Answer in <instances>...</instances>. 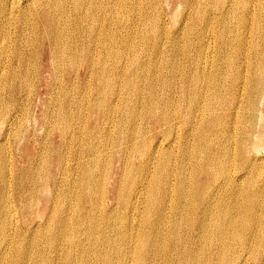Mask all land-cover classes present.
<instances>
[{"label": "bare ground", "instance_id": "obj_1", "mask_svg": "<svg viewBox=\"0 0 264 264\" xmlns=\"http://www.w3.org/2000/svg\"><path fill=\"white\" fill-rule=\"evenodd\" d=\"M153 2L0 0V121L12 128L0 139V264H250L247 246L264 264V157L256 155L264 0H183L174 36ZM151 33L154 51L167 47L174 58L132 53L134 78L116 91L131 66L107 71L94 45L103 38V57L119 59ZM38 58L81 66L62 69L58 98L47 84L42 113L52 129L36 156L37 117L21 127L31 128L27 137L16 128L33 120L32 90L26 102L22 94L47 70ZM87 76L97 84L81 100L73 85ZM155 88L161 114L148 117Z\"/></svg>", "mask_w": 264, "mask_h": 264}, {"label": "rangeland", "instance_id": "obj_2", "mask_svg": "<svg viewBox=\"0 0 264 264\" xmlns=\"http://www.w3.org/2000/svg\"><path fill=\"white\" fill-rule=\"evenodd\" d=\"M150 1H154L153 3H155V5H157L158 6V9L160 10V16L162 17L161 19H163V20H161L162 21V23L164 24L165 22H168V24H169V27L171 28V36H174V35H176L177 33H176V31L178 30V22H180L181 20H182V18L184 17V15L187 13L186 12V5H185V3L183 2V0H150ZM19 2H20V7H23L25 4H26V2H28V0H19ZM24 3V4H23ZM161 3V4H160ZM33 5H35V4H33ZM40 6H41V4H39ZM163 6V7H162ZM160 7V8H159ZM19 8V7H18ZM162 8V9H161ZM181 9V10H180ZM186 9V10H185ZM159 10H158V12H159ZM166 11V12H165ZM177 11V12H176ZM101 13V12H100ZM163 13V14H162ZM185 13V14H184ZM165 14V15H164ZM176 14V15H175ZM179 14V15H178ZM166 15H167V17H166ZM175 15V16H174ZM178 15V16H177ZM181 16V17H180ZM15 19H16V21H15V24L13 25V27L15 26V25H19L18 23H20V21H22V19H21V17H20V15L18 14V11H16V14H15ZM167 18V19H166ZM176 19V20H175ZM18 20V21H17ZM176 23V24H175ZM162 24V25H163ZM175 24V25H174ZM99 24H97V26H98ZM12 27V30L14 31V28ZM99 27H102V26H99ZM170 36V37H171ZM167 37V36H166ZM168 38L169 37H167V38H163L162 40H161V42H162V44H164V43H168ZM140 39V40H139ZM102 41H101V43L98 45V44H95V45H97V46H95L94 44V47H98V49H99V51H98V54H96L97 55V59L99 58V57H101V58H99L100 60L102 59L103 61H106L107 63L105 64V65H107L108 66V68H107V66H106V68H107V71H114V72H119L120 70H121V68H126L128 65L129 66H131V67H129V68H131V69H129V72L127 73V74H122V73H120V75L118 76V77H120V78H118L117 79V81L115 82V90L116 91H118V90H120V88L121 89H123V91H125V88H122V87H124L123 85H122V81L121 80H123V78L125 77V78H129V77H133L135 74H133V72H134V68H135V66H133L132 67V64L130 63V61H131V58L132 57H134V55L136 54V55H139V52H140V57H142L143 56V58H145V54L149 51V53H150V55H152V56H154L153 58H155V60H157L158 58H159V56H161L160 57V59L159 60H161V58H162V60H164V57L165 58H168V57H170V58H174V57H172L171 55H167V54H170V51L168 50V48L167 47H164L165 48V50H164V48H162V50H161V52H159V54H158V52H156V51H154V47H153V45H154V39H153V36H152V33L151 34H149V38L147 39V41L146 42H143V41H141V38H139L138 36L137 37H135L134 38V41H135V45L137 46V47H135V50L132 52H128V54H126V53H124L121 57L123 58H125V60L124 59H122L121 57L119 58V59H114L113 57H111V56H108V57H106V56H104L103 57V53L100 51V48H99V46L101 47V48H103V44H102V42H103V38L101 39ZM166 40V41H165ZM165 41V42H164ZM151 42V43H150ZM146 45H145V44ZM142 44V45H141ZM144 44V45H143ZM145 46V47H144ZM148 46V47H147ZM139 47H140V49H139ZM143 48V50H142V48ZM153 48V49H152ZM96 49V48H95ZM147 49V50H146ZM150 49V50H149ZM145 50H146V52H145ZM97 51V50H96ZM136 51V52H135ZM144 54H143V53ZM97 53V52H96ZM134 55H133V54ZM142 53V54H141ZM156 53V54H155ZM164 54V55H163ZM130 55H132V56H130ZM155 56H157V57H155ZM127 57H130V59L129 58H127ZM113 58V59H112ZM4 59L5 58H3V61H4ZM127 59V60H126ZM108 60L110 61V62H108ZM123 60V61H122ZM130 60V61H129ZM40 61V62H39ZM114 61V62H113ZM116 61V62H115ZM121 61V62H120ZM129 61V62H128ZM54 64H53V63ZM63 62V63H62ZM71 62H74L75 63V61H71V60H65V61H55V60H53V61H51V59H45L44 60V62H43V58H38V59H36V63H38V65H40V66H43L44 64H46V67H47V70L46 71H44V72H42V73H39V74H37V76H35L36 78L34 79V80H36L35 82H34V85H33V87H31L30 88V86H29V84L26 82L25 83V86H24V92H23V96H22V102H23V100L26 102L27 101V96L29 95L28 93L32 90V93H31V95H33V101H34V110H33V112H32V117H31V119H33V120H30L29 122H26V123H23V122H21V124H18V125H20V127H18L17 126V128H16V130H17V133H19V134H21V133H23V135H25V137H27L28 136V134H29V131L31 130V128H29V130L27 131V130H25V126L28 124V123H31V122H33L34 121V117H37V130L34 132V137H31L30 139V144L32 145V152H34L33 154L34 155H36L37 156V153H38V151L39 150H41L42 148L41 147H43L44 148V144L48 141L47 140V136H46V134H47V129H50L51 128V126H49V123H48V121L49 120H47V117L45 116V115H43V113H42V110H46V106L48 105V100H49V94L47 93V91H49L48 90V86H47V84L48 83H50V90H53V92L55 93V94H52L53 96H58L59 94H60V91H62V89H61V87H62V83L63 82H60L61 80V78L63 79H65V73L66 72H63V70L62 69H64V68H66V69H68V70H72V69H74V71H71V72H75V71H77V69L75 70V68H79L78 66H81V65H76V63L74 64V63H71ZM127 62V63H126ZM161 63H162V61H160ZM113 63V64H112ZM117 63V64H116ZM120 63H121V65H120ZM130 63V64H129ZM226 62H223V66L225 67L226 66V64H225ZM233 63V62H232ZM57 64V65H56ZM110 64H112V65H110ZM115 64L116 65H118V67H116L115 68ZM54 66V68H53V66ZM61 66V67H60ZM77 66V67H76ZM110 66V67H109ZM75 67V68H74ZM230 68H228V72H229V75L231 76L232 75V73L235 71V65H232V66H229ZM113 68V69H112ZM247 67H246V65H244L243 67L241 66V69H242V75L244 74V73H249V69H246ZM55 69V70H54ZM58 69V70H57ZM60 70V71H59ZM248 70V71H247ZM56 71H58V72H56ZM60 75V76H59ZM107 75V74H106ZM128 75V76H127ZM132 75V76H131ZM62 76V77H61ZM107 76H109V74L107 75ZM150 76L151 75H148V77L150 78ZM60 78V79H59ZM134 78V77H133ZM147 79V78H146ZM39 80V81H38ZM88 80H90V77L89 76H87V78L85 79V80H83V81H81L79 84H78V86H74L73 85V87L75 88L74 89V93H75V95L76 96H78V98H81V100L82 99H84V97L86 98L88 95H90L92 92L91 91H89V87H91L90 88V90L94 87V85L95 84H97V82H96V78L95 77H93L92 78V81H88ZM38 81V82H37ZM119 81V82H118ZM59 84H58V83ZM57 83V84H56ZM90 83V84H89ZM61 84V85H60ZM119 84V85H118ZM87 85V86H86ZM58 88H56V87ZM55 87V88H54ZM76 87H78V88H76ZM120 87V88H119ZM61 89V90H60ZM77 89V90H76ZM87 91H86V90ZM59 90V91H58ZM114 90V89H113ZM145 90L146 91H144V93H145V95L146 96H148L149 97V94H148V91H147V89L145 88ZM161 90V91H160ZM57 91V92H56ZM76 91V92H75ZM78 91V92H77ZM88 91H89V93H88ZM92 91H93V89H92ZM159 91V92H158ZM25 92H27V93H25ZM59 92V93H58ZM81 92H83V93H81ZM86 92H87V94H86ZM77 93V94H76ZM79 93V94H78ZM85 93V94H84ZM154 100L155 101H157L158 103H157V106L156 107H154L153 108V110L152 109H150V108H148V107H145L144 108V110L146 111V110H148V112H147V116L149 117V116H152V115H154V114H161V104H160V98H162L161 96H162V89L160 88H155V91H154ZM58 94V95H57ZM27 95V96H26ZM30 95V96H31ZM86 95V96H85ZM115 94H113V96H114ZM159 95V96H158ZM80 96V97H79ZM82 96V97H81ZM58 98V97H57ZM259 98H260V96H259ZM264 88H263V97L262 98H260L259 99V104H258V106H259V110H260V112H259V114H261V115H258V117H259V119L257 120V123H258V129H259V131H260V133H259V137L257 138L259 141H258V147H259V152L257 153L256 152V155L258 156V157H260V158H263L264 157ZM48 99V100H47ZM87 99H88V97H87ZM86 99V100H87ZM85 101V100H84ZM150 107H152V106H150ZM144 111V112H145ZM146 113H144V115H143V117L145 116L146 117V115H145ZM142 121H144V119L142 120ZM7 125V126H6ZM25 125V126H24ZM51 125V124H50ZM22 126H24L22 129H21V127ZM10 126H9V124H2V122L0 121V139L1 138H3V136H5L4 134H5V132H7L8 133V131H10L11 129L9 128ZM13 127V126H12ZM46 127V128H45ZM5 128V129H4ZM9 129V130H8ZM52 129V128H51ZM6 130V131H5ZM15 130V131H16ZM43 130V131H42ZM18 131H20V132H18ZM161 134V133H160ZM174 134V133H173ZM173 134H171V136H170V138H169V141H170V139H172L173 137H174V135ZM57 135H58V133H57V131H53V134L50 136V138L51 139H56V140H58L59 138L57 137ZM10 136V140L12 139L13 140V135L11 134V135H9ZM161 136L163 137V135L161 134ZM24 137V138H25ZM165 137V136H164ZM18 138H16V140H17ZM45 139H46V142H45ZM11 140V141H12ZM24 141V140H23ZM23 141L21 142L22 144L21 145H24L23 144ZM44 143V144H42V142ZM261 142V143H260ZM48 143V142H47ZM168 143V140L165 142V144H167ZM15 145V144H14ZM45 147H46V145H45ZM15 148H16V146H15ZM260 161H264V159H260L258 162H260ZM256 176H257V174L256 175H250V177L248 176V177H246L245 179H244V183L247 185V184H249V182L252 180V179H254V178H256ZM250 180V181H249ZM259 181V180H258ZM259 182H261V180L259 181ZM11 201H15V202H12L11 203V205L13 206L12 207V209L13 210H15V208H16V210L15 211H18L19 213H18V215H17V217L18 218H20L21 219V216H22V209H21V205H20V203H19V201L18 200H15V199H11ZM17 206V207H16ZM12 210V211H13ZM37 210H38V208H37ZM218 211H223V210H217L216 211V213H218ZM216 213L215 212H213V216L215 215V216H217L216 215ZM44 221H45V217L42 219V218H40V217H38V218H36L35 220H33V223H32V225L34 224V227H35V230H37V231H39V234H40V236L42 235L41 234V231H42V224L44 223ZM36 224H37V226H36ZM40 224H41V226H40ZM183 226H181V233H182V236H186V234H188L187 232H188V228L186 227V223H184V222H182L181 223ZM39 228H41V230L39 229ZM39 229V230H38ZM246 245V244H245ZM43 246L44 245H42V244H39V247L41 248L42 247V249H45V248H47V247H44L43 248ZM241 244L240 243H235V249H241ZM59 248H61V247H59ZM54 249V248H53ZM52 249V250H53ZM57 249H58V247H57ZM250 249V250H249ZM55 250V249H54ZM54 250L53 251H49V249H47V252H45V253H47L46 255H48V257L49 256H51L52 255V253H53V255L51 256V257H53L54 256ZM247 250V251H246ZM250 253H249V252ZM252 251V252H251ZM244 252H246V255H247V257H248V260H249V263L250 264H260V263H258L257 262V258H255V252L251 249V248H248V246L245 248V250H244ZM247 253H249V254H247ZM50 254V255H49Z\"/></svg>", "mask_w": 264, "mask_h": 264}]
</instances>
